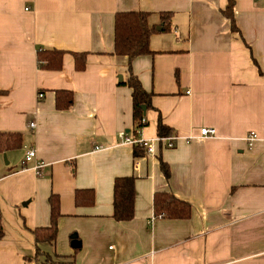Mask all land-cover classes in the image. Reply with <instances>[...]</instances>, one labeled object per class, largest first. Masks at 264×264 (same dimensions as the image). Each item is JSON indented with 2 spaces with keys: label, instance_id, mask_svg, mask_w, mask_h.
Instances as JSON below:
<instances>
[{
  "label": "crops",
  "instance_id": "crops-1",
  "mask_svg": "<svg viewBox=\"0 0 264 264\" xmlns=\"http://www.w3.org/2000/svg\"><path fill=\"white\" fill-rule=\"evenodd\" d=\"M227 4L0 0V131L22 135L19 148L0 153V264H43L32 230L50 224L52 194L61 215L55 243L42 249L76 264H264V0H234L238 32ZM130 10L150 12L155 27L152 53L131 61L151 93L141 129L122 83L128 58L114 53L115 14ZM163 11L172 13L167 31ZM42 49L63 51L59 69L38 66ZM74 53H84L82 69ZM58 90L73 94L67 109L56 107ZM159 118L172 134L158 136ZM201 127L216 136L198 138ZM250 131L258 139L249 148ZM120 132L153 152L135 156ZM172 135V146L160 139ZM30 147L36 157L25 161ZM124 176L135 177L134 214L117 221L113 184ZM80 189L93 191L92 204H75ZM157 192L187 201L190 216L155 217Z\"/></svg>",
  "mask_w": 264,
  "mask_h": 264
},
{
  "label": "trees",
  "instance_id": "trees-1",
  "mask_svg": "<svg viewBox=\"0 0 264 264\" xmlns=\"http://www.w3.org/2000/svg\"><path fill=\"white\" fill-rule=\"evenodd\" d=\"M234 0H228L223 14L230 20L231 29L238 32L234 21ZM150 12L142 10L120 11L114 17V53L124 55L128 58L129 77L123 84L131 88L133 104V122L137 129L145 125V114L142 106L146 109L151 107V93L147 92L141 85L140 80L131 69V61L140 55L150 54L149 38L155 31V27L149 24ZM162 30H170L172 13L163 11L159 13ZM63 51L55 49H42L37 52L39 67L48 69H59L62 63ZM84 53H74L75 67H84ZM73 102L71 91H56V107L67 109ZM144 120V121H142ZM156 132L158 136H168L172 130L158 119ZM22 145V135L19 132L0 131V153L19 148ZM134 155L138 156L145 152L143 147L133 145ZM160 168L167 178L169 167L160 159ZM134 176L116 177L113 184V213L112 217L117 221H127L134 214ZM94 194L91 189H80L75 193V204L77 206L90 205L93 203ZM50 224L45 227H37L32 230L35 243V258H42L43 264H76L73 257L69 255L50 254L42 249L43 244L53 245L57 236V219L61 215L59 211V199L52 194L49 197ZM154 216L170 219H185L190 216L191 205L168 192L155 193L153 198ZM0 210V239L3 237V219Z\"/></svg>",
  "mask_w": 264,
  "mask_h": 264
},
{
  "label": "built area",
  "instance_id": "built-area-1",
  "mask_svg": "<svg viewBox=\"0 0 264 264\" xmlns=\"http://www.w3.org/2000/svg\"><path fill=\"white\" fill-rule=\"evenodd\" d=\"M43 97V93L39 92L38 93V98L41 99ZM144 121V120H142ZM29 127L30 128H34L35 127V122L34 121H31L29 123ZM216 136V130L215 128H212V127H201L200 130H199V135H198V138H207V137H215ZM120 137H123V144H133V145H138L140 147H143L145 149V154H149V153H152L153 152V146L151 144L150 141L148 140H143V139H139V140H133V139H130L128 138L124 132H120ZM176 138V135H172V136H169V137H160V139L162 140H165L166 141V145L167 146H172L173 144V139ZM187 139H191V138H194L193 136L190 135H187L186 136ZM258 139V136L257 134L254 132V131H250L248 133V135L245 137V140L247 142V146L250 148L252 147L254 141H256ZM36 157V150L33 148V147H30L26 150V153H25V158L24 160L25 161H30L32 159H34ZM134 165L137 167L139 164L138 162L136 161L134 163ZM41 167V164L40 163H37L35 164L34 168L36 170H38L39 168Z\"/></svg>",
  "mask_w": 264,
  "mask_h": 264
},
{
  "label": "water",
  "instance_id": "water-1",
  "mask_svg": "<svg viewBox=\"0 0 264 264\" xmlns=\"http://www.w3.org/2000/svg\"><path fill=\"white\" fill-rule=\"evenodd\" d=\"M158 30H161V27H158ZM119 79H121V76H119ZM142 110H143V113L145 114V112H146V106L143 105L142 106ZM72 238H75V236H73ZM71 244H72L73 247L80 246V243L76 239L72 240V243Z\"/></svg>",
  "mask_w": 264,
  "mask_h": 264
}]
</instances>
